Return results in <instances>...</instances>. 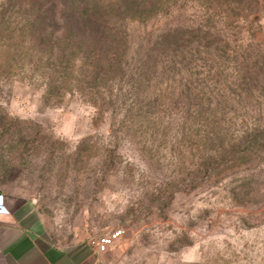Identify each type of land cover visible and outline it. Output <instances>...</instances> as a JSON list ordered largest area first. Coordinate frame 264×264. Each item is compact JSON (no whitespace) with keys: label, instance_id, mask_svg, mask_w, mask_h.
<instances>
[{"label":"rangeland","instance_id":"1","mask_svg":"<svg viewBox=\"0 0 264 264\" xmlns=\"http://www.w3.org/2000/svg\"><path fill=\"white\" fill-rule=\"evenodd\" d=\"M53 1L44 37L0 1V192L57 243L122 229L108 264H264V0H144L134 19L126 0L95 2L116 29L87 51ZM175 28L249 62L144 68Z\"/></svg>","mask_w":264,"mask_h":264},{"label":"trees","instance_id":"2","mask_svg":"<svg viewBox=\"0 0 264 264\" xmlns=\"http://www.w3.org/2000/svg\"><path fill=\"white\" fill-rule=\"evenodd\" d=\"M0 1L4 3V5H13V7H18L19 9H21V6L23 8L25 5L29 7L30 11L27 16L29 20L33 22L36 33L41 37L46 35L44 26L49 23V20L52 18L54 19V15H56L57 6L53 0ZM95 2H100L106 7L109 6L104 0L84 1L81 3V7L76 4V0H63V4L66 6L61 17L64 22L63 37L67 41L75 42V44L76 42L79 43V46H81V49L84 51H87V47H95L99 40H107L106 38L114 35L113 32L116 29L108 21V16L113 12L111 11L113 9L110 8L109 10V8L105 7L98 8ZM143 3L144 0H126V12L130 19L139 16L137 15L139 14L138 12H140L138 6H142ZM179 32L178 28H175L159 35L152 49L154 50L156 47L162 49L161 51L163 52L168 49L171 53L167 54H170V56L165 54V59H149L145 62L144 68L146 67V69H152L154 71L159 69H180L183 71L196 70V72H200L202 68H205L206 73H211L217 68H230L233 69L234 73L238 76L241 70H243V64L247 61L249 62L247 57H242V59L235 57L236 65H228L224 60H229L234 57H231L230 51L232 48L228 41H225L223 47L222 45L220 47L219 45L216 46V49L212 52L213 42L210 40L196 37L194 39H183V37H180ZM206 34L213 36L210 31H206ZM174 37L177 38L176 41L171 40V38L174 39ZM202 37H204V35ZM203 54H206V57L203 56ZM248 68H250V64ZM247 70L250 72V69ZM255 77H249L252 81L242 79V84H249V82L257 80L258 75L257 78ZM253 78L255 79L253 80ZM250 95H252V93H250Z\"/></svg>","mask_w":264,"mask_h":264},{"label":"crops","instance_id":"3","mask_svg":"<svg viewBox=\"0 0 264 264\" xmlns=\"http://www.w3.org/2000/svg\"><path fill=\"white\" fill-rule=\"evenodd\" d=\"M107 251L97 243L55 242L31 201L0 192V264H108Z\"/></svg>","mask_w":264,"mask_h":264},{"label":"built area","instance_id":"4","mask_svg":"<svg viewBox=\"0 0 264 264\" xmlns=\"http://www.w3.org/2000/svg\"><path fill=\"white\" fill-rule=\"evenodd\" d=\"M123 235L122 229H114L108 233L103 234L97 241L99 251H107L121 236Z\"/></svg>","mask_w":264,"mask_h":264}]
</instances>
